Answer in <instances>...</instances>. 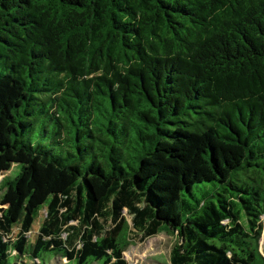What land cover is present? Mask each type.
<instances>
[{"label":"trees","instance_id":"trees-1","mask_svg":"<svg viewBox=\"0 0 264 264\" xmlns=\"http://www.w3.org/2000/svg\"><path fill=\"white\" fill-rule=\"evenodd\" d=\"M12 166L0 264H264V0H0Z\"/></svg>","mask_w":264,"mask_h":264},{"label":"rangeland","instance_id":"rangeland-1","mask_svg":"<svg viewBox=\"0 0 264 264\" xmlns=\"http://www.w3.org/2000/svg\"><path fill=\"white\" fill-rule=\"evenodd\" d=\"M19 172V166H12L8 172L0 173V183L4 177L15 175ZM2 191H0V196ZM2 207V206H0ZM45 217V211L38 212L37 217L34 220L33 227L27 237L32 240L36 238L38 234V228L43 218ZM262 221V234L259 241V251L264 257V217ZM19 227L15 226L13 236L17 233ZM134 242L123 253L124 258L128 264H169V253L174 244L177 242L176 234L160 233L155 237L147 238L143 241L139 240V237H134ZM11 264L14 259L10 258ZM36 263V262H35ZM66 260H62L61 264H65ZM26 264H30L26 261ZM37 264V263H36Z\"/></svg>","mask_w":264,"mask_h":264}]
</instances>
